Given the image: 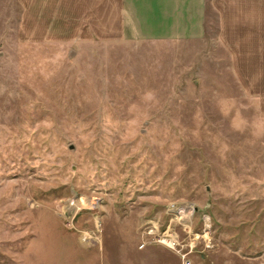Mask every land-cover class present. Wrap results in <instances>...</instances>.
I'll use <instances>...</instances> for the list:
<instances>
[{
  "label": "rangeland",
  "instance_id": "1",
  "mask_svg": "<svg viewBox=\"0 0 264 264\" xmlns=\"http://www.w3.org/2000/svg\"><path fill=\"white\" fill-rule=\"evenodd\" d=\"M36 1L0 0V264H264V5L154 38Z\"/></svg>",
  "mask_w": 264,
  "mask_h": 264
},
{
  "label": "crops",
  "instance_id": "2",
  "mask_svg": "<svg viewBox=\"0 0 264 264\" xmlns=\"http://www.w3.org/2000/svg\"><path fill=\"white\" fill-rule=\"evenodd\" d=\"M20 1L18 0V4H28L31 7L37 4L36 0H26L27 3L25 0ZM45 2L50 4L51 0ZM118 2L117 19L121 21L123 34L132 33L137 37L154 38L191 37L203 34L205 0H119ZM237 4L259 6L264 5V0H237ZM61 239L63 242H83L72 233L67 234V238L62 236ZM31 254L28 248L22 262L18 264H24ZM194 264H203V261L198 259Z\"/></svg>",
  "mask_w": 264,
  "mask_h": 264
},
{
  "label": "built area",
  "instance_id": "3",
  "mask_svg": "<svg viewBox=\"0 0 264 264\" xmlns=\"http://www.w3.org/2000/svg\"><path fill=\"white\" fill-rule=\"evenodd\" d=\"M176 204H173V206H172V208H176ZM178 208H179V206H178ZM171 244H168L169 245V247H171V248H173V249H177V246L179 245V242H176L175 240H171ZM197 242H192V249L195 247V246H197ZM146 246V243L145 242H143V243H141V245H140V247H145ZM183 264H194V262H193V260L192 259H188V260H186V255L185 256H183Z\"/></svg>",
  "mask_w": 264,
  "mask_h": 264
},
{
  "label": "bare ground",
  "instance_id": "4",
  "mask_svg": "<svg viewBox=\"0 0 264 264\" xmlns=\"http://www.w3.org/2000/svg\"><path fill=\"white\" fill-rule=\"evenodd\" d=\"M172 242H169V244H171Z\"/></svg>",
  "mask_w": 264,
  "mask_h": 264
}]
</instances>
